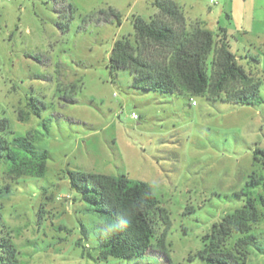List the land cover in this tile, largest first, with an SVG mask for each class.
<instances>
[{
  "label": "rangeland",
  "instance_id": "374dc122",
  "mask_svg": "<svg viewBox=\"0 0 264 264\" xmlns=\"http://www.w3.org/2000/svg\"><path fill=\"white\" fill-rule=\"evenodd\" d=\"M154 1L0 0L4 137L30 131L49 155L43 177L13 178L0 168V187L10 186L0 198V237L10 233L21 264H169L155 249L104 259L99 234L109 218L81 199L69 171L148 183L168 214L173 264H204L188 257L214 223L242 206L237 193L250 175L263 173L253 151L264 149V0H172L186 29L203 27L215 39L225 30L229 50L260 82L256 105L205 96L192 97V105L185 94L132 88L128 70L111 77L112 45L134 44V17L169 22ZM110 8L119 21L108 17ZM252 232L262 252L247 249L245 262L264 264V221ZM238 237L225 248L234 250Z\"/></svg>",
  "mask_w": 264,
  "mask_h": 264
},
{
  "label": "trees",
  "instance_id": "16d2710c",
  "mask_svg": "<svg viewBox=\"0 0 264 264\" xmlns=\"http://www.w3.org/2000/svg\"><path fill=\"white\" fill-rule=\"evenodd\" d=\"M153 5L169 22L134 17V44L122 38L112 45L108 63L111 77L115 78L120 70H128L132 77L130 86L142 91L185 94L190 99L205 96L242 105L261 102L258 97L260 82L245 72L229 50L224 29L217 39L210 30L200 26L188 30L176 2L155 0ZM110 16L120 19V14L111 8ZM34 113L40 116L38 111ZM7 132L8 120L1 118L0 168L5 166L6 173L13 178L43 177L48 152L35 146L30 131L14 135L11 142L4 137ZM253 160L263 166V173H252L245 187L237 193L244 197L242 206L212 225L210 233L202 237V248L190 255L189 260L198 257L204 264H248L245 262L247 249L262 252L252 231L253 225L264 221V149L256 148ZM68 176L70 186L81 199L109 218L99 234L104 259L109 256L130 259L155 249L173 264L166 246L170 227L168 214L159 206L148 183L133 181L125 175L115 177L80 171H69ZM9 191L8 184L0 187V198ZM1 208L0 202V211ZM160 221L163 231L157 235ZM235 234L239 235L235 240L236 248L226 249L227 240ZM18 255L10 233L6 232L0 237V264H21Z\"/></svg>",
  "mask_w": 264,
  "mask_h": 264
},
{
  "label": "built area",
  "instance_id": "2783aa9c",
  "mask_svg": "<svg viewBox=\"0 0 264 264\" xmlns=\"http://www.w3.org/2000/svg\"><path fill=\"white\" fill-rule=\"evenodd\" d=\"M211 3L215 2V0H210ZM191 104H195V101L191 99ZM133 118H136V115L132 114Z\"/></svg>",
  "mask_w": 264,
  "mask_h": 264
},
{
  "label": "crops",
  "instance_id": "0c3cea01",
  "mask_svg": "<svg viewBox=\"0 0 264 264\" xmlns=\"http://www.w3.org/2000/svg\"><path fill=\"white\" fill-rule=\"evenodd\" d=\"M191 102V100H189ZM191 104V103H190ZM193 105V104H192Z\"/></svg>",
  "mask_w": 264,
  "mask_h": 264
}]
</instances>
